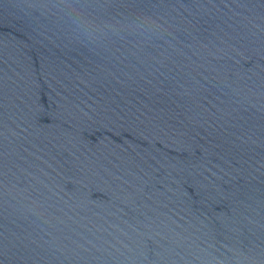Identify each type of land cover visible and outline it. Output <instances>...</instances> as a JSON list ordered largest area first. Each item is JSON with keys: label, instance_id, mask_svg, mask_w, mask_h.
Wrapping results in <instances>:
<instances>
[{"label": "water", "instance_id": "95a60500", "mask_svg": "<svg viewBox=\"0 0 264 264\" xmlns=\"http://www.w3.org/2000/svg\"><path fill=\"white\" fill-rule=\"evenodd\" d=\"M221 261L264 264V0H0V264Z\"/></svg>", "mask_w": 264, "mask_h": 264}, {"label": "clouds", "instance_id": "9594fccd", "mask_svg": "<svg viewBox=\"0 0 264 264\" xmlns=\"http://www.w3.org/2000/svg\"><path fill=\"white\" fill-rule=\"evenodd\" d=\"M55 7L60 9V11L70 20L76 32L86 40L91 41L101 39L104 35H107L106 29H111L113 32L119 31L114 25L101 26L90 19L85 11H81L86 8V5L66 3L56 5ZM121 27L125 30H130L141 36L147 37L158 34L157 30L162 28V25L157 24L150 18L142 17L121 22ZM220 264H224V262L221 261Z\"/></svg>", "mask_w": 264, "mask_h": 264}]
</instances>
